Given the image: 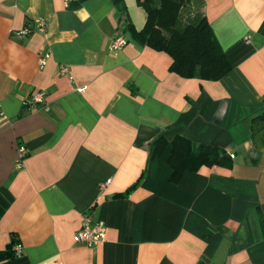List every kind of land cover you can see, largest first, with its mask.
<instances>
[{
	"label": "crops",
	"instance_id": "1",
	"mask_svg": "<svg viewBox=\"0 0 264 264\" xmlns=\"http://www.w3.org/2000/svg\"><path fill=\"white\" fill-rule=\"evenodd\" d=\"M185 1L180 26L204 18L231 65L218 81L140 42L161 0H0V264H264V0ZM35 92L48 112L22 106ZM178 136L232 166L170 183ZM85 216L105 224L97 247L73 241Z\"/></svg>",
	"mask_w": 264,
	"mask_h": 264
},
{
	"label": "trees",
	"instance_id": "2",
	"mask_svg": "<svg viewBox=\"0 0 264 264\" xmlns=\"http://www.w3.org/2000/svg\"><path fill=\"white\" fill-rule=\"evenodd\" d=\"M185 5V0H161L159 8L145 4L147 21L138 32L140 42L167 54L172 60L170 71L180 77L218 81L231 71V65L204 18L195 25L180 26V11ZM124 33H129L128 25ZM255 119L264 125V111ZM167 145L159 138L153 158L161 156ZM167 163L171 169L169 182L177 184L186 172L196 173L201 167H231L232 159L219 147L200 145L194 149L188 139L178 136L171 142ZM135 186L129 187L125 194ZM15 244L12 240L7 247L10 249Z\"/></svg>",
	"mask_w": 264,
	"mask_h": 264
},
{
	"label": "built area",
	"instance_id": "3",
	"mask_svg": "<svg viewBox=\"0 0 264 264\" xmlns=\"http://www.w3.org/2000/svg\"><path fill=\"white\" fill-rule=\"evenodd\" d=\"M66 2H70L72 0H65ZM37 28L39 32H43L45 29L46 22L44 19L36 20ZM31 34V30L28 28H23L20 31L15 33V37L18 40H23L28 35ZM249 40V37H246V41ZM127 43L126 36L124 32L115 33L114 37L110 43L111 51L121 50ZM49 57L48 53L40 56L38 60V65L40 69H43L47 64V59ZM61 73L66 74V69H61ZM83 90V89H82ZM22 106L25 108H36L40 107L44 112H48L50 110L49 105L46 103L45 95L42 92H35L22 100ZM26 157V150L23 146H18L17 148V156L15 159V167L17 169L22 167L23 161ZM109 180L105 181L101 185V188L107 186L109 184ZM106 227L102 220L93 219L89 216H85L82 220L80 229L74 234L73 241L76 244L94 248L101 244L103 239L105 238ZM12 253L15 257H19L22 253L21 244L17 243L13 246Z\"/></svg>",
	"mask_w": 264,
	"mask_h": 264
}]
</instances>
